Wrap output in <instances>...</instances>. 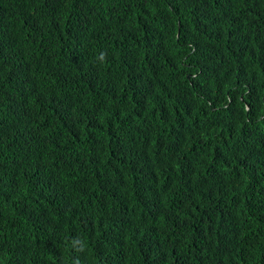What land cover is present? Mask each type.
Returning a JSON list of instances; mask_svg holds the SVG:
<instances>
[{
    "label": "trees",
    "instance_id": "1",
    "mask_svg": "<svg viewBox=\"0 0 264 264\" xmlns=\"http://www.w3.org/2000/svg\"><path fill=\"white\" fill-rule=\"evenodd\" d=\"M77 256L264 264V0H0V264Z\"/></svg>",
    "mask_w": 264,
    "mask_h": 264
},
{
    "label": "clouds",
    "instance_id": "2",
    "mask_svg": "<svg viewBox=\"0 0 264 264\" xmlns=\"http://www.w3.org/2000/svg\"><path fill=\"white\" fill-rule=\"evenodd\" d=\"M106 59H107V53L106 52H102L99 54L98 60L101 63L106 62ZM70 245L73 248V250L77 253L85 252L87 249V246H88L87 241L80 236L72 238V240L70 241ZM72 264H81L80 258L77 256L75 259H73Z\"/></svg>",
    "mask_w": 264,
    "mask_h": 264
}]
</instances>
